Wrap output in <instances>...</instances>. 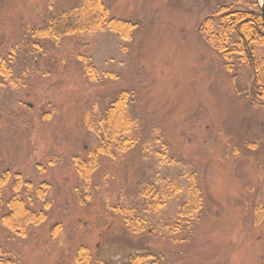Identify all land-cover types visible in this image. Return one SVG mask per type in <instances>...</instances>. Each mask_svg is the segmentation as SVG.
<instances>
[{
  "label": "rangeland",
  "instance_id": "374dc122",
  "mask_svg": "<svg viewBox=\"0 0 264 264\" xmlns=\"http://www.w3.org/2000/svg\"><path fill=\"white\" fill-rule=\"evenodd\" d=\"M102 2L134 24L129 41L107 30L41 39L71 0H0V61L10 69L0 78V175L10 174L6 195L14 174L48 190L46 209L33 190L25 195L46 221L24 237L0 224V248L18 264H75L79 247L86 264H264V218L252 224L264 209V108L251 105V70L227 72L199 33L236 0ZM120 92L135 122L123 139L134 147L101 157L86 188L72 159L99 145L88 123ZM190 178L202 206L182 219Z\"/></svg>",
  "mask_w": 264,
  "mask_h": 264
},
{
  "label": "trees",
  "instance_id": "16d2710c",
  "mask_svg": "<svg viewBox=\"0 0 264 264\" xmlns=\"http://www.w3.org/2000/svg\"><path fill=\"white\" fill-rule=\"evenodd\" d=\"M71 1L72 6L61 18L49 20L45 28L39 31L40 36H38L41 39L57 41L62 36L107 30L125 42L130 40L135 29L134 24L109 16V9L102 0ZM236 4L238 8L235 10L229 9V6L215 8L213 14L200 24L199 33L206 38L205 43L219 57L227 72L231 73L236 68H240L238 63L251 70L252 84L249 86L253 98V101H250L251 105L257 103L264 108V56L258 60L254 59V53L258 49L264 50V25L260 17V9L255 0H236ZM9 70L5 61H0V78H6ZM83 70L89 81L98 77L92 66H83ZM128 101L127 93L120 92L105 108L101 118L95 122L96 126L88 123L89 130L100 140V143L89 149L84 156H75L72 159L77 177L85 182L86 188L90 185L91 176L98 169L101 157L113 158L114 155H124L134 147L132 140L123 139L135 129V122L129 115ZM259 113L257 112L255 117ZM45 116L49 117L47 115L43 117ZM246 144L248 151L257 152L255 142H246ZM12 177L10 193L6 195L5 187L9 183L10 174L4 172L0 175V210H3L0 215V224L4 230L14 236L24 237L29 227L40 226L47 219L45 210L36 211L35 203L25 195L33 190L36 201L42 202L46 209L48 204L45 198L48 190L45 183L34 187L31 182L24 181L19 174H14ZM148 192L144 191L143 195L145 196ZM202 198L194 178H190L186 201L178 214L179 217L188 219L196 215L202 206ZM263 218L264 209L258 206L256 215L252 217V224L261 223ZM131 226L136 234L143 229L135 220L131 222ZM58 231L57 225L51 228L50 233L53 238ZM74 257L75 264H86L89 261V254L84 247H79ZM145 259L135 256L132 264L144 263ZM0 264H18V262L14 256L0 248Z\"/></svg>",
  "mask_w": 264,
  "mask_h": 264
},
{
  "label": "water",
  "instance_id": "95a60500",
  "mask_svg": "<svg viewBox=\"0 0 264 264\" xmlns=\"http://www.w3.org/2000/svg\"><path fill=\"white\" fill-rule=\"evenodd\" d=\"M260 2H261L260 5H259L260 17H261L263 25H264V0H260Z\"/></svg>",
  "mask_w": 264,
  "mask_h": 264
}]
</instances>
